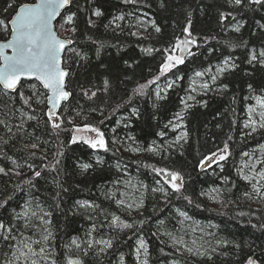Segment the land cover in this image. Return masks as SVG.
Masks as SVG:
<instances>
[{
  "label": "trees",
  "instance_id": "16d2710c",
  "mask_svg": "<svg viewBox=\"0 0 264 264\" xmlns=\"http://www.w3.org/2000/svg\"><path fill=\"white\" fill-rule=\"evenodd\" d=\"M34 1L14 0L17 7ZM7 3L8 0H0V18L14 15L12 10L3 11ZM69 8L76 13V33L66 30L71 26L64 25L61 17L56 20L55 28L60 36L73 41L69 49L79 51L85 58L67 50L64 55L65 68L70 72L66 85L72 95L58 112L62 130L54 131L46 123V102L38 104L32 98L29 107L17 93L0 88V120L5 121L0 124V167L7 172L0 173V201L11 196L0 209V220L11 222L13 210L20 211L28 200L33 209L38 203L40 208L51 212L50 243L58 264H64L65 253L79 257L82 264H121V256L122 264H137L135 248L139 238L148 246V255L144 257L148 264H245L250 256L257 264H264V227H261L264 199L253 191L254 179L245 181L240 172V164L247 157H243L244 152L255 154V161L264 160V129L258 128L247 135L242 127L251 98L264 95V66L248 62L251 54L259 56L264 52V29L259 26L264 24V7L249 5L247 0L239 7L231 5L229 0H136L135 3L75 0ZM95 8L102 11L101 17L91 15ZM221 13H232L235 20L228 16L222 23ZM119 15L124 19L110 23ZM90 18L95 22L94 27L88 24ZM141 19L150 24L141 23ZM238 23L243 25L239 33L233 30ZM153 24L161 31L156 32ZM186 26L195 40V44L189 45L194 55L186 54L184 64L161 76L143 95L136 93L134 89L139 84L159 75L165 50H170L177 38L186 37L183 32ZM132 32L138 36L131 35ZM8 37V32L0 31V41ZM147 48L153 51H142ZM225 59L237 67L229 68L209 90L195 95L182 121L186 140L173 143L176 133L165 125L174 121L175 114L183 109L181 99L188 97L191 76L221 65ZM105 79L110 82L107 90L103 87ZM168 81H173V86L162 95L163 99L154 97V88ZM23 84L21 91L31 97L34 91L31 85L38 83L24 81ZM85 90L89 95L96 91L97 95L89 99L84 95ZM22 113L35 115L36 119L28 120ZM21 123L22 132L17 130ZM85 123L104 133L107 151L92 149L82 141L70 142L74 126L82 127ZM162 131L166 133L164 137L157 135ZM32 143H37L39 149L25 147ZM225 143L229 145L225 161L211 167L198 166L205 155L222 149ZM150 146L157 151H146ZM133 148L137 151H132ZM32 152L35 157L30 158ZM42 156L46 159H41ZM54 156L60 163L55 165V170H49L45 165L53 164ZM28 164L34 167L29 169ZM83 164L91 167L84 170ZM152 167L179 172L184 181L181 193H172ZM262 167L264 164L257 163V171ZM35 170L41 171V176L32 180L35 186L24 184ZM261 185L264 181L257 187ZM105 194L113 198L108 199ZM183 196H189L193 202L189 204ZM206 196L216 197V203L210 204ZM117 199L124 200L125 205L118 206ZM141 199L143 207H126ZM84 200L100 207L88 212L78 209L76 202ZM177 209L190 217L183 225L179 223L183 218ZM113 214L133 227L124 230L108 227ZM92 224H96V230L88 236ZM193 227L195 232L191 231ZM168 232L183 236L187 245L193 239L198 244L207 241L204 247L209 248L210 244L217 252L211 253L209 249L210 260L191 255L183 247L173 246ZM14 234L19 238L18 233ZM24 235L39 239L41 233L33 235L32 230H26ZM74 237L80 249L75 246L66 249L64 246L70 245ZM89 239L111 240L112 247L100 252L103 245L95 244L89 249L86 244ZM217 241L222 243L217 245ZM11 257L9 245L0 239V264H6Z\"/></svg>",
  "mask_w": 264,
  "mask_h": 264
},
{
  "label": "snow or ice",
  "instance_id": "6c2138e0",
  "mask_svg": "<svg viewBox=\"0 0 264 264\" xmlns=\"http://www.w3.org/2000/svg\"><path fill=\"white\" fill-rule=\"evenodd\" d=\"M75 0H37L36 3H23L18 7L14 0H8L7 7L3 9L5 13H8L9 10L14 12V15H10L7 18H0V31L8 32L11 36V39L7 40L6 43L0 44V88L10 93H17L20 99L23 101L25 105H30V100L32 98L36 99V103H45L49 106L45 115L47 116V124H50L51 128L54 131L62 130L61 129V116L58 114L57 109L62 107V102H68L72 93L67 90L66 85V77L70 75V72L62 67V54L66 51V45H71L73 41L71 39H61L57 32L54 31L53 21L56 20L57 17H61L64 25L71 26L70 30L73 34L76 33L77 29L75 27V16L76 13L71 12L69 6L72 5ZM125 3H135L136 0H124ZM245 0H229V3L234 6H243ZM247 4L249 5H259L264 7V0H247ZM64 10L67 12V15H64L62 12ZM92 16L101 17L103 15L102 11L99 8L93 9ZM228 16H232V13L220 14L221 22L223 23ZM124 16L119 15L113 18V21L110 23H114L117 20H123ZM232 19L235 20V16H232ZM142 23V22H141ZM191 21H189V24ZM90 27L95 26V22L91 20L88 21ZM116 27H120L118 24ZM261 29H264V24L259 25ZM106 27H108L106 25ZM155 27L156 32H160L161 29ZM242 24H237L234 27V31L239 33ZM10 29V31H9ZM183 32L186 34V37L181 40L177 38V41L174 45L171 46L170 50H165V58L163 63H161L159 68V75L154 77L152 80L147 81L146 83L139 84L134 91L140 95L144 94L145 89L149 88L151 85L155 84L161 76H164L166 73L174 69L177 65L184 64V55L183 53H187L188 56H193L194 53L189 49V45L195 44V40L192 38V34L189 31V27H184ZM131 35L138 36L137 32H132ZM11 49V55H5L4 50ZM177 50L181 53V55H176ZM67 51L73 52L77 57L84 59L85 57L75 49H67ZM142 51L151 53L153 51L152 48L142 49ZM97 53H99V48H97ZM66 63L67 61H63ZM250 64L253 62L259 63L261 66H264V52H261L259 56L256 54H251L249 61ZM127 63V62H126ZM237 67L236 64H229L228 59H225L223 62V66L216 68V74L211 76V80L213 83L218 79V76L223 74L225 71L229 70V68ZM204 73L197 71L195 73L196 77H201ZM35 80L38 82L39 86L46 91H40V88L37 84H32L31 87L34 89L31 97H26L25 93L21 91L24 87L23 80ZM110 85L109 80L105 79L103 81L104 90H107ZM173 85L170 83L168 87H172ZM200 87L207 91L209 90L208 83H203ZM223 88H227V85H223ZM251 85L249 88L251 89ZM99 91V90H98ZM195 91V89H193ZM84 95L91 99L92 97L97 95L96 91H92L91 95H89V91L85 90ZM157 99H163L160 95V92H156ZM195 97L189 95L187 100H194ZM256 99V106L249 107L247 109L248 119L244 123V128L251 129V132L246 133L247 135H251L255 133L257 129H264V96H258ZM181 104L184 106L183 109L176 113L174 116V121H169L166 128L171 127L172 130L176 128L182 127V121L184 119V115L187 109L191 107L184 98L181 99ZM133 114H136V110L133 109ZM27 116L28 120H35V115H30L27 113H22ZM253 114L257 115L259 119H254ZM79 115V113H77ZM0 124H5V121L0 120ZM18 131H23V123L17 126ZM8 131L12 133V128L8 127ZM85 134H94V135H85ZM15 135V133H13ZM160 137H164L166 135L165 132L157 133ZM187 133L181 132L173 143H179L181 140H186ZM231 139V137H229ZM83 142L87 144L92 149H103L107 151L104 133L99 130L96 126L92 124L85 123L81 126H74V134L72 135L71 143L75 144L77 142ZM7 143V140L4 141ZM25 147H31L32 149H39V145L37 143H32L30 146L26 145ZM170 147V146H169ZM264 147V146H262ZM164 150V149H161ZM132 151H137L136 148H133ZM146 151L156 152L157 149L155 147H148ZM56 155H62V153H57ZM229 155V145L227 143L224 144L222 149H218L216 152H211L208 155H205L199 161V167H211L212 164H219L221 161H225ZM243 156H248L247 152L242 154ZM35 157V152L30 154V158ZM11 159L13 165L17 164L15 159ZM41 159H46L45 156H42ZM60 163L59 159L54 156V163L45 165V167L49 168V170H55V165ZM257 163L264 164V160H258ZM29 169H32L34 166L32 164L27 165ZM248 165H245L247 167ZM82 169L87 170L91 167L89 164H83ZM151 167V166H150ZM255 168V165L251 166ZM152 170L163 178V182L167 184L172 193L180 194L182 188L184 187V181L182 175L177 171L168 170L165 168H155L152 167ZM11 171V170H7ZM0 173L7 174L6 169L4 167H0ZM20 175L19 172L16 173ZM41 171L35 170L33 172V177L26 179L23 181L24 184L29 185L30 187H34L32 180L34 178L40 177ZM258 177V179H257ZM242 179L245 181L251 182L253 179H257V184L260 181H264V167H262L256 174V177H250L247 175L242 176ZM160 181H157L159 183ZM115 183H119L116 181ZM257 184H252L253 191L264 199V192H261V188H264V185L257 187ZM20 188L17 186V191ZM153 191H163L162 189H153ZM213 192L217 191L216 189H212ZM204 195L205 193H201ZM106 198L112 199L111 195L105 194ZM123 195V193H121ZM167 196V193H165ZM247 195V193H246ZM183 199L187 200L189 204L193 201L189 196H183ZM11 200V196L6 197L2 201H0V209L4 208L8 201ZM115 203L118 206L125 205V201L122 199H117ZM77 208L84 209L85 212L89 210H95L100 206L91 203L87 200L77 201ZM58 206V205H57ZM139 209L143 207V200L141 199L139 202H136L135 205L129 203L126 205L128 208ZM177 213L183 219L179 221L181 225H183L184 220L190 219L188 214L184 211L177 209ZM240 215H244V213H240ZM51 216V212L46 211L40 208V205L37 203L35 209L32 208L31 200H28L21 206L20 211L13 210L12 220L11 222L5 223L0 220V239L6 242L11 251L12 257L6 261V264H58L56 259L55 250L51 247V239L52 232L48 227L51 224V220L48 219ZM88 219H92L91 216L87 217ZM39 220V225L35 224L33 221ZM145 221H140L143 224ZM163 224V221L160 222ZM41 226H44L41 229ZM102 227L104 225H101ZM113 229H131L133 224L127 223L122 220L119 216L112 215L110 223L107 225ZM255 227V225H254ZM264 227V225H261ZM26 230H32L33 235L37 232L41 233L39 239H33L32 236H25L24 233ZM96 230V224H92L88 236H91L92 232ZM192 232L196 231V227L191 229ZM201 232H204V229H200ZM19 234V238L16 234ZM171 241L173 246H181L186 250L189 254L200 257H207L209 260L212 259L211 253H216L217 248L211 247L209 244V248H205L204 244L209 243L205 241L204 243L198 244L196 239L191 241V245H187L183 236H175L171 232L166 233ZM202 239V238H201ZM222 242L217 241V245H220ZM223 243H227L226 241ZM87 247L92 249L95 244H102L103 247L100 248V252H104L106 249L112 247L111 240H96L92 241L89 239L86 241ZM71 246H75L76 249H80L81 245L78 242L77 238H72L70 245H65L66 249H69ZM238 247V246H237ZM210 249V252H209ZM161 251H163L161 249ZM87 253H85L86 255ZM135 255L137 257V264H148L147 259L140 260L141 255L147 257L148 255V246L144 239L139 238L137 241V246L135 248ZM123 262V257L121 256V264ZM64 264H82V261L79 257L73 258L72 256L65 253L64 256ZM245 264H257V260L253 259L251 256L248 257Z\"/></svg>",
  "mask_w": 264,
  "mask_h": 264
},
{
  "label": "rangeland",
  "instance_id": "374dc122",
  "mask_svg": "<svg viewBox=\"0 0 264 264\" xmlns=\"http://www.w3.org/2000/svg\"><path fill=\"white\" fill-rule=\"evenodd\" d=\"M142 23H146V24H150V23H147L145 22L144 19H141L140 20ZM149 26V25H147ZM220 66H223V63L221 65H216L212 68H207L204 72V75H202L201 77H196L195 76V73L191 76L190 80H189V84H188V96L189 95H192L195 97V95L199 94L200 92L203 91V89L200 87L201 84L203 83H208L209 87L212 85L213 81L211 80V76L212 75H215L216 74V68L217 67H220ZM173 84V81H168L164 84H159L157 85L154 90H153V96L157 98L156 96V92L159 91L160 92V95L162 96L166 90L169 89L168 87V84ZM193 89H195V91H193ZM264 96V95H262ZM256 97L258 96H254L251 98V103L247 106L246 110H245V114H244V117L242 119V127L244 128V123L245 121L248 119V112H247V109L249 107H253V106H256ZM195 100V99H194ZM194 100H185L188 104H191V102H193ZM253 118L254 119H259V117L255 114H253ZM172 129V128H171ZM245 129V128H244ZM248 133L251 132V129L248 128V129H245ZM176 133V136H178L181 132H184L183 130V124H182V127L180 128H176L175 130ZM85 135H94V134H85ZM254 155L253 153L249 154L247 157L246 156H243V157H246L244 158V160L241 162L240 164V172L241 174L244 176V175H247V176H250V177H256V174H257V161H255L254 159ZM245 165H248L247 167H245ZM252 165H255V168H252L251 166ZM258 179V177H257ZM257 179H254L255 183L257 184ZM207 197V196H206ZM216 198V197H215ZM214 197H207V201L210 203V204H214L216 203L217 199H215ZM142 257H140V260L142 261L144 259V256L141 255Z\"/></svg>",
  "mask_w": 264,
  "mask_h": 264
},
{
  "label": "water",
  "instance_id": "95a60500",
  "mask_svg": "<svg viewBox=\"0 0 264 264\" xmlns=\"http://www.w3.org/2000/svg\"><path fill=\"white\" fill-rule=\"evenodd\" d=\"M37 2V0L34 2V3H36ZM64 10H62V12H63ZM59 17H57L56 18V20L58 19ZM56 20H54L53 21V27H54V31H56L55 30V22H56ZM9 39H11V36H9V38L7 39V40H9ZM61 39H63V38H61ZM64 39H67V38H64ZM7 40H3V41H0V44H2V43H6L7 42ZM68 47H70V45H66V49L68 48ZM4 54L5 55H11L12 54V51H11V49H5L4 50ZM186 53H183V55H185ZM63 55H64V53L62 54V67H64L63 66ZM179 55H181V53L179 52ZM67 70V69H66ZM66 79V81H67V77L65 78ZM34 80V79H33ZM33 80H28V79H25V80H23V81H33ZM35 81V80H34ZM42 87V86H41ZM46 91V90H45ZM63 103H65V102H62V104ZM46 107H47V109H48V105L46 104ZM57 112H59V109H57Z\"/></svg>",
  "mask_w": 264,
  "mask_h": 264
}]
</instances>
